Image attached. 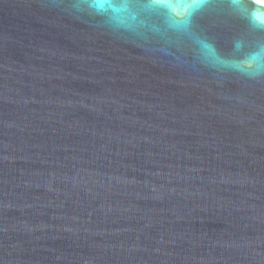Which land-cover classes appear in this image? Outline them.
Masks as SVG:
<instances>
[{
  "label": "water",
  "instance_id": "1",
  "mask_svg": "<svg viewBox=\"0 0 264 264\" xmlns=\"http://www.w3.org/2000/svg\"><path fill=\"white\" fill-rule=\"evenodd\" d=\"M128 2L0 0V264H264V2Z\"/></svg>",
  "mask_w": 264,
  "mask_h": 264
},
{
  "label": "snow or ice",
  "instance_id": "2",
  "mask_svg": "<svg viewBox=\"0 0 264 264\" xmlns=\"http://www.w3.org/2000/svg\"><path fill=\"white\" fill-rule=\"evenodd\" d=\"M215 6V0H190V2L184 3L183 7L186 9L187 14L185 18L179 22V24L183 26V34L189 39H194L195 34L192 29V20L197 10ZM125 7H133L140 9L142 12H148L168 25L176 23L172 20L171 12L169 11L173 6L167 3L166 0H129ZM261 47L264 48V45Z\"/></svg>",
  "mask_w": 264,
  "mask_h": 264
},
{
  "label": "bare ground",
  "instance_id": "3",
  "mask_svg": "<svg viewBox=\"0 0 264 264\" xmlns=\"http://www.w3.org/2000/svg\"><path fill=\"white\" fill-rule=\"evenodd\" d=\"M261 2H264V0H260Z\"/></svg>",
  "mask_w": 264,
  "mask_h": 264
}]
</instances>
